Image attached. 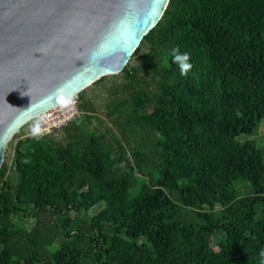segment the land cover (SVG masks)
Masks as SVG:
<instances>
[{"label":"trees","instance_id":"16d2710c","mask_svg":"<svg viewBox=\"0 0 264 264\" xmlns=\"http://www.w3.org/2000/svg\"><path fill=\"white\" fill-rule=\"evenodd\" d=\"M139 47L147 53L122 77L151 76L154 89L129 92L115 146L73 123L63 142L8 143L0 264H264V155L239 140L264 118V0H169ZM177 48L190 57L187 75L172 62ZM82 92L79 109L94 112ZM237 181L251 196L238 195ZM31 216V227L17 220Z\"/></svg>","mask_w":264,"mask_h":264},{"label":"water","instance_id":"95a60500","mask_svg":"<svg viewBox=\"0 0 264 264\" xmlns=\"http://www.w3.org/2000/svg\"><path fill=\"white\" fill-rule=\"evenodd\" d=\"M169 0H0V167L26 123L122 72Z\"/></svg>","mask_w":264,"mask_h":264},{"label":"rangeland","instance_id":"374dc122","mask_svg":"<svg viewBox=\"0 0 264 264\" xmlns=\"http://www.w3.org/2000/svg\"><path fill=\"white\" fill-rule=\"evenodd\" d=\"M145 53H147L145 48L139 47L138 53L130 59L128 65L135 66L136 64H138L140 62V56ZM149 72L151 73V68H149ZM134 89L140 91H146V92L153 91L154 83L151 79V76L150 78L147 77L140 78L137 83H127L123 79L121 73L117 75L106 76L104 81L100 83L92 84L82 92L84 98L83 100L93 105L94 112L87 114L81 111L79 109V104L81 100L80 98H78V96H76L77 113L75 115V118L70 122V124L73 123L81 132L85 134H93L97 137H100L102 141H105L106 143L115 146L117 141L121 139L120 131L115 126V123L117 122L118 120L117 117L119 116L120 113L129 112V105H130L129 92H131ZM151 110H152L151 108H148L147 111L150 112ZM32 124H33L32 121L24 124L14 136L33 135L31 133ZM65 127H67V125ZM65 127L60 130L53 131L50 135H52V137L56 141L63 142ZM239 140L240 141L253 140L256 146L263 151V155H264V118L260 120L257 131L254 135L242 136L239 138ZM7 154L8 157L6 161L9 169L8 177L10 180H14V174L12 169V153L9 152L6 153V155ZM149 173L151 175H155L152 171L148 170V174L146 176L143 177L140 176V182L138 183V185L142 183H148ZM234 186L239 196H251V188L248 182L237 181ZM95 211L96 209L90 211L89 215L94 214ZM219 211L220 208L215 207L214 214L217 215ZM185 213L191 215L189 210H185ZM35 217L36 216H31L26 220H23L22 218H18L17 220L21 225L31 227L33 225V221L35 220ZM79 220L80 222H77L76 226L79 225L81 227H85L88 223V215H84V216L80 215ZM222 237L223 235L219 234L211 238V246L215 250L218 249L217 243ZM59 243L62 244L70 243V239L65 237L61 238L59 240Z\"/></svg>","mask_w":264,"mask_h":264},{"label":"built area","instance_id":"2783aa9c","mask_svg":"<svg viewBox=\"0 0 264 264\" xmlns=\"http://www.w3.org/2000/svg\"><path fill=\"white\" fill-rule=\"evenodd\" d=\"M76 97L67 102L46 111L44 114L32 120L33 125L39 124L41 128L39 136H48L55 130H60L69 124L77 113ZM31 126V128H32Z\"/></svg>","mask_w":264,"mask_h":264},{"label":"clouds","instance_id":"9594fccd","mask_svg":"<svg viewBox=\"0 0 264 264\" xmlns=\"http://www.w3.org/2000/svg\"><path fill=\"white\" fill-rule=\"evenodd\" d=\"M189 61L190 57L187 53H181L178 48L172 50V62L178 66L181 75H187L190 71L192 65ZM40 132L41 128L38 123L32 126L31 133L34 136L40 134ZM260 256L264 258V250L261 251Z\"/></svg>","mask_w":264,"mask_h":264},{"label":"bare ground","instance_id":"6f19581e","mask_svg":"<svg viewBox=\"0 0 264 264\" xmlns=\"http://www.w3.org/2000/svg\"><path fill=\"white\" fill-rule=\"evenodd\" d=\"M75 97H76V96H75ZM73 98H74V97H73ZM66 102H67V101H66ZM64 103H65V102H64ZM43 114H44V113H43ZM40 115H42V114H40ZM40 115H39V116H40Z\"/></svg>","mask_w":264,"mask_h":264}]
</instances>
